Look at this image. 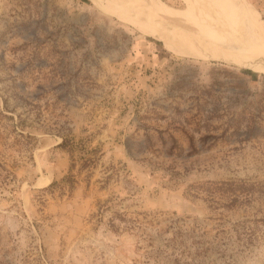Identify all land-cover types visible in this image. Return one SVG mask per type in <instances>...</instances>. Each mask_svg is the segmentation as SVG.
Listing matches in <instances>:
<instances>
[{"label":"rangeland","instance_id":"rangeland-1","mask_svg":"<svg viewBox=\"0 0 264 264\" xmlns=\"http://www.w3.org/2000/svg\"><path fill=\"white\" fill-rule=\"evenodd\" d=\"M235 1L262 30L264 0H0V264H264V38ZM210 20L261 60L137 26Z\"/></svg>","mask_w":264,"mask_h":264},{"label":"bare ground","instance_id":"bare-ground-1","mask_svg":"<svg viewBox=\"0 0 264 264\" xmlns=\"http://www.w3.org/2000/svg\"><path fill=\"white\" fill-rule=\"evenodd\" d=\"M137 4H140V2L137 1ZM137 4H135V5H137ZM229 6H230L231 10L232 9L234 10L233 13L237 16L236 19L238 21H240L243 26H245L246 28H248V29L252 30L254 33H256L260 39L264 38V31H263L264 28L261 30L259 28L260 26L257 27L258 29L253 27L255 24V22L253 20L254 17H252V14L244 9V7L242 6V3L235 1L233 3V5H229ZM143 10H145V9H143ZM158 10H160V9L158 8ZM147 11H148V9H147ZM160 12L165 16L168 15L169 18H171V17L172 18H179L170 11L163 10V12L162 11H160ZM148 14H149V12H148ZM133 15H136V14L134 13ZM253 15H255V14H253ZM255 16L259 17V15H257V14ZM137 19L140 20L142 18H137ZM140 22H141V20H140ZM142 22H143L142 24L146 23L144 21H142ZM142 24L139 23L137 26L141 30L146 32L147 34H150V35L162 40L166 45H168L169 42H173V45H175L174 43L181 44L183 47L175 45L174 49H181L187 55L196 54V52L198 50L200 52L201 57L204 58V57H206V55H208V56L211 55V53L209 52V49L212 50L213 48H224L228 52V55L233 57L234 60L238 64H241V65L245 64V65L249 66V65H253L255 63L257 64V62L261 60V58L257 55H254V54L252 55L251 53H246V51H243L242 49L239 50L236 47H233L232 45H230L226 33L223 32V30L219 28L217 23L212 21V20H210L209 26L207 28H202V26L199 25V31H201L200 33H198V34H190V33L185 34V32L183 33V31H182L177 36V38H173L170 35L161 32L158 28H156L154 26L155 24L153 26H147L148 24L147 25H142ZM197 24H199V23L196 21V25ZM201 49L204 51V53H201V51H200ZM260 70L264 72V67L262 69L260 68Z\"/></svg>","mask_w":264,"mask_h":264},{"label":"trees","instance_id":"trees-1","mask_svg":"<svg viewBox=\"0 0 264 264\" xmlns=\"http://www.w3.org/2000/svg\"><path fill=\"white\" fill-rule=\"evenodd\" d=\"M58 146H60V147H64V146H66V139L63 138L62 142H61L60 144H58ZM176 148H179V147H176ZM191 148H192V151H193V152H197V149H196L195 147H191ZM72 166H73V165H71L70 170H71ZM223 184H224V183H223ZM52 185H53V183H51L49 186H52ZM177 249H178V250H177ZM176 250H177V252H176V256H178V255L182 256V250H180V248H178V247L176 248ZM176 250H174V252H175Z\"/></svg>","mask_w":264,"mask_h":264},{"label":"water","instance_id":"water-1","mask_svg":"<svg viewBox=\"0 0 264 264\" xmlns=\"http://www.w3.org/2000/svg\"><path fill=\"white\" fill-rule=\"evenodd\" d=\"M213 60H218V61H222V60H219V59H213Z\"/></svg>","mask_w":264,"mask_h":264}]
</instances>
